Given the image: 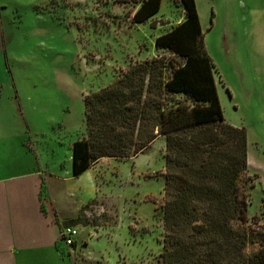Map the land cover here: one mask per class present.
Wrapping results in <instances>:
<instances>
[{
    "label": "rangeland",
    "instance_id": "1",
    "mask_svg": "<svg viewBox=\"0 0 264 264\" xmlns=\"http://www.w3.org/2000/svg\"><path fill=\"white\" fill-rule=\"evenodd\" d=\"M141 1L0 0V245H34L29 264H158L165 138L72 177L85 97L147 60L180 64L155 41L184 21L181 1L162 0L155 16L136 24ZM195 1L225 122L247 134L240 184L250 226L264 219V0ZM79 212L82 224L70 222L78 247H68L62 231Z\"/></svg>",
    "mask_w": 264,
    "mask_h": 264
},
{
    "label": "trees",
    "instance_id": "2",
    "mask_svg": "<svg viewBox=\"0 0 264 264\" xmlns=\"http://www.w3.org/2000/svg\"><path fill=\"white\" fill-rule=\"evenodd\" d=\"M180 1L184 21L155 41L158 52L180 64L147 60L85 97V136L72 145V174L105 158H135L163 137L158 264H264V219L255 216L249 226L250 200L240 184L248 170L247 134L225 122L196 1ZM161 5L142 0L133 22H147Z\"/></svg>",
    "mask_w": 264,
    "mask_h": 264
},
{
    "label": "crops",
    "instance_id": "3",
    "mask_svg": "<svg viewBox=\"0 0 264 264\" xmlns=\"http://www.w3.org/2000/svg\"><path fill=\"white\" fill-rule=\"evenodd\" d=\"M84 110H85V108H84ZM84 115H85V111H84ZM99 163H97V164H99ZM97 164H95V165H97ZM72 165H73V160H72ZM94 166H92V167H94ZM91 168H89V169H91ZM72 169H73V167H72ZM88 170H86L85 172H87ZM84 173H82V174H84ZM72 177H75V176H73V174H72ZM77 177H79V176H77ZM58 181L61 182V180H58ZM39 197H40V195H39ZM40 201H41V199L39 198V203H40ZM40 204H41V208H42V202ZM50 212H56L57 216L55 217L54 220L60 224V222H61L59 220L60 216H58L59 212L54 210V209L51 210ZM82 213L83 212H79V214L78 213H72L73 214L72 219H70L69 221H66L67 225H64V226H72V223H70L72 221H74V223H76V224H82L81 222L76 220L79 216L82 215ZM45 214L46 215L49 214L47 208L45 209ZM85 215H87L86 211H85ZM68 217L71 218V216H68ZM54 220H52V222ZM55 221H54V223H56ZM5 229L13 230V227L6 226ZM12 235H14V231L12 232ZM86 246H87V244L84 243V247H86ZM76 247H78V242H76ZM47 248H48V245H47ZM49 248H50L49 250H51V248H52L51 245L49 246ZM35 250H36V248L34 247V245L28 246V244L23 245V247L21 249H19L16 247L15 244L11 243V239H10L9 242H6V243H3L0 245V263H3V264H29L32 260H34L35 256L38 254V252H36Z\"/></svg>",
    "mask_w": 264,
    "mask_h": 264
},
{
    "label": "built area",
    "instance_id": "4",
    "mask_svg": "<svg viewBox=\"0 0 264 264\" xmlns=\"http://www.w3.org/2000/svg\"><path fill=\"white\" fill-rule=\"evenodd\" d=\"M79 232L76 227L66 226L62 231V238L68 247H72L76 242Z\"/></svg>",
    "mask_w": 264,
    "mask_h": 264
}]
</instances>
